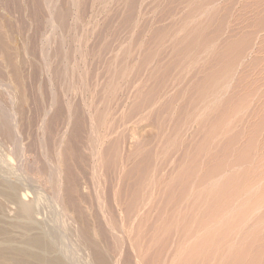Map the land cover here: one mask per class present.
<instances>
[{
	"label": "rangeland",
	"instance_id": "374dc122",
	"mask_svg": "<svg viewBox=\"0 0 264 264\" xmlns=\"http://www.w3.org/2000/svg\"><path fill=\"white\" fill-rule=\"evenodd\" d=\"M263 80L264 0H0V247L264 264Z\"/></svg>",
	"mask_w": 264,
	"mask_h": 264
},
{
	"label": "bare ground",
	"instance_id": "6f19581e",
	"mask_svg": "<svg viewBox=\"0 0 264 264\" xmlns=\"http://www.w3.org/2000/svg\"><path fill=\"white\" fill-rule=\"evenodd\" d=\"M264 81V80H263ZM257 82V81H256ZM246 86V85H245ZM259 88V87H258ZM257 87L255 88V89H258ZM253 96V95H252ZM254 100H256V99H254ZM256 101H258V100H256ZM264 101V100H263ZM254 104H255V102H254ZM263 104V103H262ZM256 105V104H255ZM260 105V104H259ZM254 107V106H253ZM263 108V107H262ZM258 109V108H257ZM260 110V109H259ZM263 111V110H262ZM253 112V111H252ZM247 117H249V116H247ZM254 118H255V115H254ZM246 120V119H245ZM246 122V121H245ZM262 149V148H261ZM263 150V152H264V149H262ZM261 152V151H260ZM263 153H261V155H259V158H260V161H258V167H260V168H258L259 169V171H258V173L260 172V174H259V179H257L258 181L260 180V182H259V185H260V190L263 192V188H264V158H263V156L264 155H262ZM260 165V166H259ZM3 185V184H2ZM258 185V186H259ZM258 188V189H259ZM6 189V188H5ZM10 191V190H9ZM0 192H1V190H0ZM259 192V191H258ZM261 192V193H262ZM7 193V192H6ZM12 193V192H11ZM264 193V192H263ZM260 194V193H259ZM14 195V194H13ZM263 195V194H262ZM264 196V195H263ZM3 197H5V196H3ZM6 198V197H5ZM10 198V197H9ZM258 199V198H257ZM261 199V198H260ZM259 199V200H260ZM16 200V199H15ZM14 199H12V201H15ZM18 200V199H17ZM262 201H263V199H261ZM10 202V201H9ZM2 203V202H1ZM260 203H262V202H260ZM19 204V203H18ZM23 205H25V204H23ZM261 206V212H263L262 210H263V208H264V203H262V205H260ZM20 207V206H19ZM24 208V207H23ZM32 209V208H31ZM20 210V209H19ZM27 210V209H26ZM9 212V211H8ZM23 212V211H22ZM31 212V211H30ZM260 212V213H261ZM28 213V212H27ZM21 214V213H20ZM23 214V213H22ZM26 214V213H25ZM32 214V213H31ZM263 214V213H262ZM261 214V215H262ZM8 215V214H7ZM260 215V216H261ZM21 216V215H20ZM29 216V215H28ZM17 217V216H16ZM22 217V216H21ZM17 219V218H16ZM19 220V219H18ZM23 220H25V219H23ZM260 220H261V218H260ZM20 221V220H19ZM17 222V221H16ZM24 222V221H23ZM11 223V222H10ZM14 223V222H13ZM26 223V222H25ZM28 224V223H27ZM26 224V225H27ZM29 225V224H28ZM15 226V225H14ZM24 226V225H23ZM16 227V226H15ZM264 227V226H263ZM1 228V227H0ZM9 228V227H8ZM17 228V227H16ZM30 228H31V226H30ZM6 229V228H5ZM11 229V228H10ZM264 229V228H263ZM263 229H262V232H264L263 231ZM12 230V229H11ZM10 231V230H9ZM1 233L3 232V230L1 229V231H0ZM23 232V234H25L24 233V231H21L20 233H22ZM261 232V233H262ZM4 233V232H3ZM29 233H31V232H29ZM22 234V235H23ZM39 234V233H38ZM26 235H28V234H26ZM262 235H263V233H262ZM5 236V235H4ZM20 236V235H19ZM30 236V235H29ZM261 236V235H260ZM28 237V236H27ZM263 237V236H262ZM262 237H260V239H262ZM14 238V237H13ZM21 238V237H20ZM38 238V237H37ZM36 238V235H35V239L33 238V237H29V238H26V239H24V243H23V245H22V247H15L14 245L12 246L10 243H8V245H5V246H3V247H0V264H63V262H61L60 260H58V261H60V262H58V261H56V259H55V261L53 260H50L49 258V256H48V258L46 257V254H47V249H49V247H48V243L46 244L43 240H39V239H37ZM40 238V237H39ZM22 239H23V237H22ZM259 239V240H260ZM8 240V239H7ZM6 239L4 240V241H7ZM10 240V239H9ZM1 241V240H0ZM11 241V240H10ZM14 241H15V238H14ZM13 241V242H14ZM7 242H9V241H7ZM19 242V241H18ZM261 242V241H260ZM263 243H264V239H263ZM263 243H260V244H263ZM4 244V243H3ZM13 244V243H12ZM25 244V245H24ZM21 245V244H20ZM264 245V244H263ZM262 245V246H263ZM259 246H261V245H259ZM261 246V247H262ZM48 247V248H47ZM260 247V249H261V251H260V254L262 253V255L264 254L263 252H262V249L264 248V246L261 248ZM259 249V250H260ZM50 250H51V248H50ZM264 250V249H263ZM50 252L51 251H48V255H50L51 256V254H50ZM56 254V253H55ZM57 255V254H56ZM54 256V255H53ZM52 258V257H51ZM52 259H54V258H52ZM58 259V258H57ZM264 260V259H263Z\"/></svg>",
	"mask_w": 264,
	"mask_h": 264
},
{
	"label": "water",
	"instance_id": "95a60500",
	"mask_svg": "<svg viewBox=\"0 0 264 264\" xmlns=\"http://www.w3.org/2000/svg\"><path fill=\"white\" fill-rule=\"evenodd\" d=\"M95 260H97V262H104V260L102 259V257L99 254H96V256H94ZM99 258V259H98Z\"/></svg>",
	"mask_w": 264,
	"mask_h": 264
}]
</instances>
